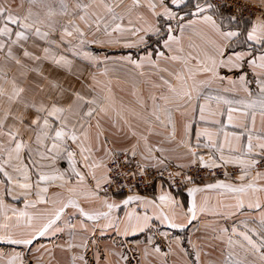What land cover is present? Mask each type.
<instances>
[{
    "label": "snow or ice",
    "instance_id": "1",
    "mask_svg": "<svg viewBox=\"0 0 264 264\" xmlns=\"http://www.w3.org/2000/svg\"><path fill=\"white\" fill-rule=\"evenodd\" d=\"M18 7L23 13L0 5V59L20 69L0 68V264H167L173 251L178 264H264V0H20ZM152 37L166 52L124 58L153 70L150 104L138 97L140 111L118 108L110 87L97 90L98 76L110 71L107 57L88 46L144 47ZM194 123L203 126L193 143ZM110 134L135 143L110 147ZM153 135L176 142L186 162L169 171L172 157L149 145ZM192 170L212 182L198 183ZM158 181L151 198L134 192L155 190ZM179 185L190 202L171 191ZM125 189L133 194L119 202L109 195ZM94 202L100 207L83 206ZM193 222L203 235L188 240L191 250L159 227L183 231ZM65 232L52 248L36 245ZM146 232L167 240L168 251L152 236L143 246L128 239ZM111 233L115 246L102 248Z\"/></svg>",
    "mask_w": 264,
    "mask_h": 264
},
{
    "label": "crops",
    "instance_id": "2",
    "mask_svg": "<svg viewBox=\"0 0 264 264\" xmlns=\"http://www.w3.org/2000/svg\"><path fill=\"white\" fill-rule=\"evenodd\" d=\"M258 2V0H257ZM20 3V0H0V5L2 6H11L14 11H19L23 13L24 8H19L18 5ZM27 5L25 4V8ZM179 35V33H176ZM129 39H132L129 37ZM157 38L152 37L149 41V44L144 47H133V48H125L120 45L116 46H108V45H89L88 50L92 51L94 55H97L100 57L101 61L104 60L105 57H107V67L110 69L107 76H98V79L102 82L101 85L98 87V91L101 92L102 95L106 94L107 88L112 89V94L117 101V107L119 108L121 104L127 106L128 108L136 109L137 111H140L138 104H137V98H143L145 102L150 104L149 101V95L152 91L151 89V82L156 80V77L149 75L152 69H150L147 65H145L143 68L137 69L132 64L128 63L124 58L127 56H131L135 60H139L141 56L145 54V51H154V50H164L162 47V39L160 40V43H156ZM42 43V42H41ZM27 47L30 51H39V48H36L33 45L32 41H29L27 44ZM240 50V49H236ZM166 52V50H164ZM19 54V53H18ZM155 59V56L153 57ZM27 62V61H26ZM163 66V65H162ZM105 67L104 63L100 64V69L102 70ZM0 68H6L8 69L13 75H18L20 69L15 66L12 63H9L3 59H0ZM143 71L145 73L144 76H140L139 73ZM34 75V74H33ZM224 87H227L225 84ZM134 89H138L136 92V95H133ZM115 114L113 113V116ZM125 115L128 116L130 119V123L132 124L133 128L137 132H143L144 134H147L145 127L142 124H139L135 119H132L131 116L128 113H125ZM191 117H185V118H179L181 121L178 123V136L177 141H179L184 136L183 132V123L182 121L184 119H190ZM198 119V117H197ZM259 123V121H258ZM202 124L194 123L193 129H192V137H193V143L195 142V131L198 127H202ZM105 127H109V123H105ZM229 131H233L235 129H232L229 127ZM114 131V130H113ZM127 132V129H125V133ZM109 139L115 141L114 143L110 144V147L115 148H125V147H131L132 143H135V138L129 140L124 134H120L119 138L116 136L109 135ZM161 137L160 136H150L149 137V145L150 146H159L163 147L165 151V155H168L172 157V165L175 166L177 163H184L186 161L182 159H178L179 157H182L184 154V149L181 147H178L176 142L168 143L165 142L163 144L160 143ZM143 148V143H141V149ZM61 168H66L67 164L66 162H61L59 165ZM212 181H205L203 183H209ZM165 187V186H164ZM165 189H167L165 187ZM61 191V189L52 187L49 189V192H57ZM160 191L159 183L157 184L156 189L151 195H148L147 197L151 198L154 194H158ZM174 195L177 196V199H179L181 202L189 201L190 197L187 196V192L185 190L174 192L172 191ZM113 199L116 201H120L127 196H121V195H110ZM145 196V195H143ZM10 200V198H9ZM11 202V200L9 201ZM215 199H213V203H215ZM18 206L22 207V204L19 202H16ZM83 206H85L88 209H95L99 208L100 204L99 202L94 203H86ZM136 205H130V208H135ZM138 211H143V209L138 208ZM124 211L126 209L121 207V209H117V215L123 216ZM151 211V210H149ZM211 218V217H209ZM160 231H166L169 232L171 237L176 238L178 237L181 241V244L183 247H188L189 250L190 246L188 245L189 239H199L202 238V232L196 231L197 224L196 222H193V225H190L188 228L184 229L183 231L179 229H170L166 225H160ZM146 236H152L153 240L156 242H162L164 244L163 251L167 252V240L159 239V236L151 233H138L135 237H129V241L133 245L143 246L146 242L145 237ZM115 238V239H114ZM68 239L67 232L59 234L55 237H42L37 242L36 245L40 246L43 245L48 248H52L54 244H60L63 243L65 240ZM118 237H115V233H111L110 235L102 238L101 240V247L103 248L105 245H114L116 240H118ZM158 239V240H156ZM31 259V257H30ZM181 257L176 252H169L168 256L166 257L167 264H178ZM186 259H192V257H187Z\"/></svg>",
    "mask_w": 264,
    "mask_h": 264
},
{
    "label": "built area",
    "instance_id": "3",
    "mask_svg": "<svg viewBox=\"0 0 264 264\" xmlns=\"http://www.w3.org/2000/svg\"><path fill=\"white\" fill-rule=\"evenodd\" d=\"M176 168L174 165H172L170 168H169V171H175ZM193 171V174L196 175V179H197V182L198 183H201V182H205V181H212V177L206 172V171H201L199 174H196L195 173V170H192ZM218 176H220L222 178V175L218 172L217 173ZM165 178H167V173L165 174ZM160 183L159 181L157 182V184ZM166 188H168V185L165 184L164 185ZM183 186L182 185H179V186H176V187H173L171 189V191H174V192H179V191H183ZM134 192H137L138 194L140 195H145V196H148V195H151L154 190L152 188H144L143 186H140L138 189H134ZM133 194L132 192H128L126 189L125 190H122L120 192H110L109 195H123V196H128V195H131Z\"/></svg>",
    "mask_w": 264,
    "mask_h": 264
},
{
    "label": "rangeland",
    "instance_id": "4",
    "mask_svg": "<svg viewBox=\"0 0 264 264\" xmlns=\"http://www.w3.org/2000/svg\"><path fill=\"white\" fill-rule=\"evenodd\" d=\"M258 3V2H257ZM251 11H253V12H258V8H252L251 9ZM112 196H114V195H112ZM121 196H123V195H121ZM10 201V200H9ZM163 239L164 240V238L163 237H159V239ZM156 240H158V239H156ZM30 258V257H29Z\"/></svg>",
    "mask_w": 264,
    "mask_h": 264
}]
</instances>
